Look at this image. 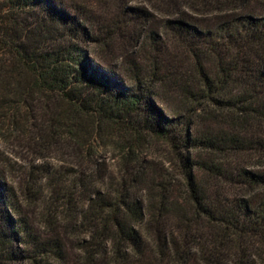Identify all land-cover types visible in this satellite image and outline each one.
Instances as JSON below:
<instances>
[{
    "label": "trees",
    "instance_id": "1",
    "mask_svg": "<svg viewBox=\"0 0 264 264\" xmlns=\"http://www.w3.org/2000/svg\"><path fill=\"white\" fill-rule=\"evenodd\" d=\"M113 2L115 16L101 21L66 0H0V127L69 165L34 167L20 187L0 165V264H65L67 226L57 210L78 194L94 240L80 246L81 264H190L201 224L213 230V248L232 253L229 264H249L236 252L250 243L264 256V11L253 13L251 0ZM91 44L126 51L118 67H101L78 53ZM169 96L181 100L164 103L167 117L155 101ZM215 111L227 126L222 150L192 129L200 113ZM104 129L128 140V165L110 183L94 144ZM145 135L177 153L179 193L173 178H143ZM253 151L262 158L255 167ZM41 198L56 212L46 214L48 235L33 221ZM215 253L201 261L226 264Z\"/></svg>",
    "mask_w": 264,
    "mask_h": 264
},
{
    "label": "rangeland",
    "instance_id": "2",
    "mask_svg": "<svg viewBox=\"0 0 264 264\" xmlns=\"http://www.w3.org/2000/svg\"><path fill=\"white\" fill-rule=\"evenodd\" d=\"M67 2H72L76 4L85 5L86 8L96 15L100 17L101 21L110 20L113 16H115V3L113 0H66ZM142 3L139 1H131L128 2L130 6H139ZM249 9L252 10L253 13H260L264 11V0H251L249 4ZM94 30V26H93ZM126 46V45H125ZM126 51V48H123V45L115 44L114 46H106L104 44H91L89 46H83L78 53L82 55L81 57L86 56L88 61L96 66H109V67H118L120 62V57ZM180 98L178 96H169L168 99L165 100H157L155 101L157 107L162 110V113L170 117L171 112L167 105H175L180 103ZM166 103V104H164ZM221 111H215L214 115L208 116L204 113H200V116L195 120V124L193 125V133L198 138H204L206 135L210 137L211 140L216 144V149H224L222 147L221 135L227 131V126L222 119ZM0 165L6 171L9 180L13 181L14 184L20 187L22 183H28V173L30 170H35L34 167L42 168H57L59 169L61 166L68 167L69 165H64L61 162V156L57 154L54 150H44L42 154L44 156L39 157L41 154L37 152V145L34 146L33 143H28V139L24 137L22 140L17 138V133L12 131V128L9 126H1L0 127ZM128 143L127 136L123 132H119L118 130H107L104 129L99 134L98 139L94 142L96 156L99 160L101 170L104 171L106 176V183L112 182V180L119 179L121 175L124 173L125 165L124 157L127 155V150L124 146ZM142 146L137 149V152L142 159L141 173H143V178L155 180H164L173 178L175 182V191L174 194L179 193L181 187H179V182H181V163L177 153H175L170 145L163 141L160 138L150 137L145 135L142 139ZM35 147V148H34ZM191 153V152H190ZM201 153V152H200ZM192 154V153H191ZM196 155V154H195ZM219 153L217 156H213L216 159L221 157ZM247 158V161L252 167L256 166V163H260L261 161L259 155L254 151L251 152ZM197 173V176L200 175V172ZM39 178L41 172L36 174ZM205 178V174L203 176ZM115 178V179H114ZM37 181V180H36ZM26 183V184H27ZM47 182L43 179L36 182V190L40 194V191L46 190ZM80 194H78L79 196ZM77 202H72L70 205L65 204L60 205L58 211H62L63 220L60 224L67 226V234L64 233V237L66 240V246L68 250V260L65 264H81V260H83L85 253L80 249L81 245L88 244L87 242L92 240L89 236V233H84L85 227L82 226L81 221L82 217L80 216V211L82 208L83 197L78 198ZM80 197V196H79ZM49 200L47 202V198L45 201L42 198L39 200L38 204L33 208L34 212V225L37 226L43 234L48 235V225L45 227L44 224L46 219V214H54L55 210L52 208V204ZM54 204V202H53ZM50 206V209L48 207ZM56 205H53V207ZM56 208V207H54ZM59 223H57L58 225ZM202 229L195 233L193 245H191L190 251L192 252V261L190 264H205L202 260L204 255L207 253H212L216 255L222 254L225 258L223 261L227 260L226 264H229V259H231V254L227 252V248L223 247L219 250L213 248V244L211 239L208 237L213 230L201 224ZM59 231H62L61 227L57 228ZM211 230V231H210ZM47 232V233H46ZM176 232L174 231V236ZM205 236L207 242L203 240H199L200 236ZM89 240V241H88ZM252 248L247 249L244 253L238 251L236 255H246L249 257V264H263L264 259L262 257V251L260 250L262 247H259L257 243H250ZM234 252V251H231ZM148 259V258H147ZM197 259V260H196Z\"/></svg>",
    "mask_w": 264,
    "mask_h": 264
}]
</instances>
